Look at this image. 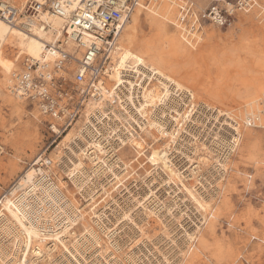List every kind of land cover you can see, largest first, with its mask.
<instances>
[{"label": "rangeland", "instance_id": "374dc122", "mask_svg": "<svg viewBox=\"0 0 264 264\" xmlns=\"http://www.w3.org/2000/svg\"><path fill=\"white\" fill-rule=\"evenodd\" d=\"M172 1L142 0L141 7L145 6L146 9L139 17L140 22L134 33L138 45L134 50L150 49L164 61L167 69L158 67L172 79L173 85L170 87L174 86L172 94L175 100L171 98L168 102L184 114L177 125V121L170 117V114L176 115L174 109H170L169 113L166 109L161 114L159 97H154V104L146 106L145 110L149 118L153 115L158 119L166 116L165 126L168 128L171 125L172 130L179 128V133L174 142L169 141V135L159 140L157 137L156 140L130 121L134 136L137 139L142 136L146 141L142 142L144 147L139 152L141 154L129 142L117 144V173L122 180L113 189L117 196L124 194L119 198V211L130 207L132 222L125 220L124 224L118 223L121 218L115 220L120 212H116L113 225L105 227L113 228L119 236L121 254L117 255L118 264H129L127 259L134 258L133 252L146 264H264V123L248 127L245 121L248 114L264 110V106H261L264 102V0H254V5L246 11H236L228 16L224 25L202 19L200 26L190 33L185 29L187 19L179 23L180 5L192 2L194 11L200 12L217 3L223 11L225 2L233 4L235 0ZM20 25L23 27V24ZM128 26L129 22L125 29ZM175 38L182 43L181 48L176 46ZM11 50H16V46L8 47L6 52L11 54ZM24 58L16 62V70L21 69ZM134 81L139 88L136 89L138 95L142 85L146 87L147 97L163 88L155 76L148 81L137 76ZM1 83L0 80V194L35 156L56 151L64 135L54 141L46 118L40 114L37 106L24 98L20 100V107L11 105L7 100L11 94ZM120 89H124V93L127 90L122 85ZM124 105L135 116L133 107L128 103ZM219 109L222 111L218 114ZM136 118L140 124L145 121L139 115ZM122 122L116 121L119 125L112 130H115L118 138L126 141L129 132L122 126L129 124L124 123V119ZM79 124L77 131L80 130ZM230 125L239 126L236 142L233 141L231 133L234 131ZM154 134H158L157 131L154 130ZM79 138H75V144H71L77 152V147L83 148L86 144L80 132ZM165 142L170 146L167 152L171 161L177 166L182 165L180 170L188 175L183 179L184 183L205 196L206 209L197 207L180 184L168 182L163 167L150 165L147 161L150 146L159 144L163 147ZM59 146L62 147L61 144ZM205 147L207 150H204ZM70 153L69 148H62V162H57L55 166L69 178L71 172H75L67 170ZM85 155L84 151H80L84 168L89 170L93 167V161ZM187 156L191 157V161ZM202 156H208V165L200 164V167L192 170ZM193 171L197 173L189 176ZM150 188L154 190L153 193H150ZM109 192L108 197L111 196ZM145 193L148 194L147 198L142 201L153 210L159 209L158 217L165 227L158 223L157 216L151 214L148 217L139 210L141 205L138 206L136 199ZM115 194L111 196L114 201ZM93 205L82 210L88 211ZM96 207L95 210H98ZM167 207H171L170 212ZM80 224L83 227L81 220ZM197 224L198 228H195ZM186 232L192 237L189 238ZM102 240L101 244L106 243ZM46 261L49 262L48 259Z\"/></svg>", "mask_w": 264, "mask_h": 264}, {"label": "built area", "instance_id": "2783aa9c", "mask_svg": "<svg viewBox=\"0 0 264 264\" xmlns=\"http://www.w3.org/2000/svg\"><path fill=\"white\" fill-rule=\"evenodd\" d=\"M139 1L84 0L82 7L70 11L69 14V4L66 0H50L49 4H46L47 7L45 4L30 0L26 3L24 12L21 13L13 6L2 7V0H0V18L6 22H13L24 16L29 18L40 10L48 8L57 16H67V26L71 25L74 28L71 34H76L74 42L76 49L80 51L79 57H75V54L67 48L70 33L66 32L64 38L58 40L56 45L46 44L45 51L53 55L52 60L40 61L25 58L22 60L21 69L14 74L15 83L12 91L19 93L24 99L30 100L37 106L40 114L46 118L47 127L52 132L54 141L73 125H77L79 119L81 120L88 98L100 97V83L110 70V51L115 46L123 24L130 18ZM225 3L224 12L217 3H212L200 12L194 11L192 2L180 5L179 23L188 20L187 27L185 26L188 33L197 29L202 19H207L216 25H224L228 16L236 11L248 10L254 5V0H235L233 4ZM83 32L87 33L85 35H88L87 38L83 37ZM261 106H264V102ZM259 114H262L264 122V110ZM108 117L92 128L96 137L93 141L99 142L104 151L100 152L96 149L91 153L101 159H107V163L110 164L116 161L120 137L118 138L115 130H112L119 123L116 124V121L112 120L113 117L110 119ZM81 123L82 121L78 128L80 127V134L86 137L81 138L85 143L86 129L89 124ZM247 126H254V123H248ZM91 150L93 149H88V154ZM94 160L97 161L98 158ZM51 162L49 156L43 153L35 156L28 164L35 169L33 177L23 183L21 180L25 173H21L9 184L0 194V211L4 208V198H9V204L23 221L39 228L40 237L46 238L47 235L55 233L69 237L68 231L74 235L78 248L80 247L78 250L80 253L76 252V256L81 264H115L113 257L119 256L120 250L116 251L108 245L107 253L102 251L92 231L81 230L80 224L82 208H87V202L91 201L98 206V211H101L102 217L99 223L106 226L113 225L115 214L119 213L121 207L119 198H122L124 194L117 196L110 186L109 181L113 182L111 171L103 163L101 169L95 172L90 171L88 176L80 171L74 173V183L67 174V176L62 175L53 164L51 165ZM110 169L114 170L115 166H111ZM101 186L106 188L103 189ZM103 190L115 194L116 201L104 195ZM1 222L0 218V224ZM64 229L67 231L63 234L61 231ZM19 240L21 237H16L10 230H0V261L1 258L7 261L11 257L12 261L19 263L26 256L27 259H34V264H50L45 262L47 256L44 257L50 250H44L42 255H32L28 252L31 248L24 246ZM46 241H48V246L46 245L48 248L53 246L54 240ZM111 242H117L120 246L119 236L115 231ZM133 253L136 264H146L143 258H138L135 252ZM53 254L56 256L52 264H70L64 254ZM42 259L43 262H41Z\"/></svg>", "mask_w": 264, "mask_h": 264}, {"label": "bare ground", "instance_id": "6f19581e", "mask_svg": "<svg viewBox=\"0 0 264 264\" xmlns=\"http://www.w3.org/2000/svg\"><path fill=\"white\" fill-rule=\"evenodd\" d=\"M27 1L28 0H25V2L24 0H2L1 5L2 7L8 6V5L13 6L17 9L18 12L21 13V12H24V8H25ZM31 1L40 2L41 4H45V5L47 4V0H31ZM66 1H68V4H69V7H68L69 14H70V11H74L82 7L83 2H84V0H66ZM141 2L142 0H140L137 3L135 9L132 11L130 15V18L123 24L120 35L115 43V46L110 51V54H109L110 70L107 72L106 77L100 83V86H101L100 97L99 98H88V100L86 101L85 108L86 107L87 108L83 109V112L81 114L82 116L81 120L79 119V122L82 121V123L87 122V124H89L88 128L86 129L87 139H86L85 146L83 148L80 146L77 147V150H79V152L72 149L71 144L74 142V139L76 138L80 140L79 138L80 130H78L79 131L78 132L76 130L77 125H73L70 129H68L65 133H63L64 135L62 137V140L56 146V149H55L56 151L51 152L48 155L49 158L52 160L51 165L53 164L55 167L57 162H62L61 156H60V153L62 152V148H69L71 150V153L69 154L70 156L68 157L69 163L67 161L66 166H67V170L75 171V172H71L72 174L70 176V178L73 180L74 183H75L73 179L74 173H77L80 171L88 176V173H90V171L95 172L101 169L103 166V163L106 164L108 169L111 171L113 175V179L114 178L116 179L113 182L109 181V183L111 182L110 186L112 187V189L116 187L114 185L118 181L121 182L122 180L119 177V173H117L118 172L117 170L119 169V165H116V164L118 162L116 163V161H114L109 164L106 161L107 159H101L97 155H92V153L96 149H98L100 152L104 151L102 150L101 144L99 145L97 141H93V139H96V137H95V133H93L92 128L95 127L96 123H100L103 121L102 119L107 118L108 114L111 115L110 117L114 118V119L112 118V120H116L118 122L120 121L121 123H123L122 121L124 119V123L126 121V123L129 124V126L128 125L126 126L123 124L124 126L122 127H124L127 130V132H129L128 133L129 135L127 138L124 137L126 138V141L123 139H120L119 144L121 145V144H126L129 142L131 145L134 146L135 149L137 148L139 149L137 150L138 154H141L139 152L144 147L142 142L146 140H144L145 138H143L142 136H139L138 137L139 139H137V137L134 136L135 134H133V132L131 131L133 129L132 128L133 124L131 125L130 121L137 124L139 128L141 129V131H144V133H146L147 135L148 134L153 135L155 139L158 137V140L164 139L166 136L169 135V138H170L169 141L174 142L179 133V128L176 130H172L170 128L171 125L168 128L165 126L166 122L164 119H166V116L165 118L164 116H162L163 118L160 117L158 119L154 115L150 116L151 118H149L148 115L146 114L147 111L145 110V108L148 105L150 106L154 104L152 100L154 99V97H159L158 98L159 104L161 105V108H162L161 114H163V112H165L164 110L166 109L168 110V113L170 109H171L170 111L174 109V111L176 112V115L170 114L171 115L170 117H171V120H173L174 122L177 121L176 122L177 125L180 123V120H181L180 117L183 116L184 112H181L179 109L175 108L176 106H174L173 108L172 107L173 104L171 105V103H169L170 102L169 100L171 98L172 100H175L172 94L173 93L172 88L174 89V86L170 87V85H173L172 79L168 75H166L165 72L160 70V68L164 70L167 69L164 61L160 57H158L157 53H155L154 51H151L150 49H147V48L139 49V51L134 50L138 47V45L136 44L134 33L136 31L137 25H139V22H140V19H139L140 15L142 11L146 9L145 6L141 7ZM27 17L28 16H24L13 22H6L5 20L0 18V80L2 82L1 85L7 90L8 94H11V97L8 96L9 98L8 99L6 98V99L8 100L9 103H11V105H16L17 107L21 106L20 100L24 97L20 96L19 93L13 92L12 87L15 83L14 74L16 73V71H19V70H16V62L21 57L29 58L31 60H40V61L52 60L53 55L45 51V46L47 43H50L51 45H56L58 40H61L64 38V36L66 35V32L70 33V36H69L70 40H67V43H68L67 48L70 49V51L73 52V54H75L74 55L75 57H79L80 55V51L76 49V43L74 42V37L76 34H71V31L74 28L71 25L67 26V21H68L67 16H57L53 14L50 10H48V8L47 9L44 8V10H40L34 16H31L29 18ZM21 22L24 23L23 27H25V29L20 25L22 24ZM128 22H129V26L127 29H125ZM86 34H87L86 32H83V37L87 38L88 35L85 36ZM182 35H183V38H185L184 34ZM175 41L177 43L176 46L181 48L182 43L179 41V39H176ZM12 45L16 46V50H11V54H9L6 51H7V48L11 47ZM158 66H160V68ZM127 76L131 77V79L127 78ZM137 76L138 77L141 76L142 80H146V81H148L149 79L155 76L160 81L163 87L162 90L153 91L152 94H150V97H147L148 94H146L145 92L146 91L145 85H142V86L138 85L142 88V90H140L141 92L139 91L140 92L139 95L136 94L139 88L137 89V84L135 83L134 78H136ZM111 81H113V83H110ZM121 85L122 87L127 89L125 93L123 92L124 89L122 90L120 89ZM189 96H191L192 98L193 94L190 92ZM123 103L130 104V106L133 107L135 116L137 117L139 115L143 117L145 121H143L141 124L140 122L138 123V119L132 114L133 112L132 111L130 112L129 111L130 109L128 110L125 107L127 105H124ZM165 106L167 108H165ZM221 111L222 109H219L217 113L219 114ZM185 113H187V111H185ZM259 113H252V114L250 113L251 115L248 114L245 117V121L247 122V124L254 123V126H256V125H261L262 123H264L262 119V114H259ZM222 114H226V113L223 112ZM187 116L189 117V114H187ZM110 117H108V119H110ZM91 118H94V119H91ZM256 118H258L257 119L258 121L256 120ZM79 122H77L76 124H79ZM230 127H231V130L234 131V133H231L233 137V141L236 142L237 139L239 138L238 136L239 131H240L239 126L230 125ZM154 130L157 131L158 134H154ZM146 134H144L145 137H146ZM73 135H75L74 138H72ZM81 136L82 138H86L85 136L83 137V135ZM60 144L62 145V147L59 146ZM163 145L165 146L162 147V145H159V144H157V146L155 147L150 146V155L146 157L147 161L150 162V165H155L156 167L157 166L163 167V170L167 172L166 174H167L168 182L174 183V184H180L182 186V189L185 190V192L189 195L192 201L195 202L197 207H199L200 209H204V208L206 209L207 202L204 199L205 196L204 197L201 196L199 192L196 191V188L195 189L189 188L184 183L183 179L187 178L188 175H184L183 174L184 171L180 170L182 165L177 166L169 158V154L167 150L170 148V146L168 142H165ZM86 146L88 149L90 148L93 149L90 151L91 155L88 154V149L86 150ZM1 149L2 147L0 146V151ZM204 150H207V147H205ZM80 151H84V153L86 154L85 156H87V158H90L93 161V164L91 165V167L92 166L93 167L90 168L91 170L90 169L86 170L84 168L85 163H83L81 157H79ZM195 151H196V148H195ZM209 152H211V150ZM71 156L73 159L71 158ZM95 158H98V160L95 161L94 160ZM187 158H188V161H191V157L187 156ZM209 161L210 160L208 156H202L201 159L192 168V170L195 169V167H200L199 166L200 164L208 165ZM78 165H79V168H77ZM221 165L223 166L222 163ZM111 166H115V169L114 170L110 169ZM122 167H124V163ZM34 170L35 169L30 165L26 169H24L22 173H25V175H23V179L21 180V182L24 183L26 181H29L34 175ZM195 173L197 172L196 171L190 172L189 176L192 177L194 176ZM195 176L197 180L198 177L197 175ZM102 188L105 189L106 187L104 186ZM149 191L150 193H153L154 190L153 189L151 190L150 188ZM107 193L108 191H104L103 194L107 195ZM110 195L112 196V194ZM147 195L148 194L145 193L144 195L140 196L139 199H136V197H133V198L134 200L136 199L137 204L139 203L138 206L141 205V208L139 210L144 211V213L148 217H151V214H153L154 216H157L158 223L163 224L162 221H160L161 220L160 217H158L160 216L158 215L159 209L154 208L153 210L152 208H149L148 206H146L144 204V201H142V199L145 200L147 198ZM91 199L93 198L91 197ZM9 201H10L9 198L8 199L6 197L4 198V201H3L4 208L0 211V218L2 221L0 224V230L7 229L13 232V234L16 237H21V240H19V242L23 243L24 246L26 247L29 246V248L31 249L28 252H30V254L32 255H35V254L42 255L44 253V250H48V251L50 250V252H47L46 255L44 256V257L47 256L46 259H48L49 261L48 263L50 264H52L53 260L55 259L56 255H54L53 253H56V251H58L57 253L58 255L64 254L65 258L69 259L70 264H76V263L81 264L79 258L76 256L77 255L76 252L80 253L78 251L80 247L78 248L76 237H73L74 235H72L68 231L67 235H69V237H66V235H59L57 233L47 235L46 238L40 237L39 228L34 225L26 224L23 221L22 217L19 216V214L15 211V209L9 204ZM87 204L93 205L91 201L87 202ZM95 207L96 206L93 205L90 207L88 211L82 210L80 214V220L83 225L82 230L92 231V233L96 236V240L100 244L102 251H106L108 249V244L111 245L116 251H119L120 246L118 245V243L111 242V237L115 230L113 228L105 227V225L99 223L102 215H101V211L95 210ZM167 208H168V211L170 212L171 207H167ZM139 210H137L136 212H138ZM119 212H120V215L117 217L115 221L121 218V222L119 220L118 223L120 222L121 224L122 223L124 224L125 220H130L132 222L130 207H126L122 211H119ZM171 213L173 217H176V215L173 212ZM144 219H145V216H144ZM133 224H136V223H133ZM165 226L166 225H164V227ZM195 228H198V224L196 225ZM66 231L67 230L64 229L61 232L64 234ZM144 234H143V237H144ZM186 234L187 236H189V238L192 237L190 233L186 232ZM63 237H66V238H63ZM49 239L54 240V242H53V246L48 248L47 247L48 241L46 240H49ZM102 239L106 241L105 244L104 243L101 244ZM67 242L69 244H67ZM74 250H75V253H74ZM80 256L82 257V255ZM105 257H108V256L105 255ZM113 258H114L115 264L116 263L118 264L117 255L116 257H113ZM127 260L129 264H134L136 262L133 257ZM34 261H35L34 259H30V258L27 259V257L25 256V258L21 262L19 261V263L14 262V260L12 261L11 257L7 261H5L4 258H1L0 262L1 264H34L33 263Z\"/></svg>", "mask_w": 264, "mask_h": 264}]
</instances>
